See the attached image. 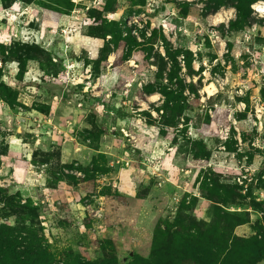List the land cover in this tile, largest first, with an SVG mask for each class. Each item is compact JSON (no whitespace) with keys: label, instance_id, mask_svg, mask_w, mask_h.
I'll return each instance as SVG.
<instances>
[{"label":"rangeland","instance_id":"1","mask_svg":"<svg viewBox=\"0 0 264 264\" xmlns=\"http://www.w3.org/2000/svg\"><path fill=\"white\" fill-rule=\"evenodd\" d=\"M218 1L0 0V188L38 209L59 264H250L244 240L264 236V16L244 0L233 30L238 11ZM165 40L193 56L192 76L179 58L185 113L142 90Z\"/></svg>","mask_w":264,"mask_h":264},{"label":"trees","instance_id":"2","mask_svg":"<svg viewBox=\"0 0 264 264\" xmlns=\"http://www.w3.org/2000/svg\"><path fill=\"white\" fill-rule=\"evenodd\" d=\"M261 0H246V5L249 8L250 5ZM244 0H232V4H228L226 0H219L214 12H218L222 7L232 6L238 11L239 19L235 22H230V27L236 30L240 25L242 13L244 10ZM210 3V0L209 2ZM118 8L115 6L107 5L103 12L105 14H115ZM98 37V36H95ZM136 43V41H135ZM164 49L166 57L160 58L158 64V72L155 74L154 80L144 84L143 92L146 95H153L161 91L166 95L167 102L165 105L166 110L170 109V104L177 102L182 113L187 110L186 100L183 102V94L187 90L188 85L185 79H183L182 62L179 58L184 57L183 62L189 76H192L193 71V56L188 50L181 48H174V46L165 40ZM167 81V82H166ZM191 91L195 93L196 89L194 85H189ZM5 88V87H4ZM6 90H9L5 88ZM67 94V93H66ZM198 144V143H196ZM200 146L195 150V158L204 159L207 155V147L203 142H199ZM7 150L0 155L6 156ZM85 171V170H84ZM89 171V170H88ZM98 171V170H95ZM87 172V171H85ZM88 173V172H87ZM215 193L219 194V191L215 189ZM230 197V196H229ZM247 198L250 199V206L254 210L260 208V203L255 199L253 194V185L247 190ZM0 202L5 203V214L16 217L17 224L15 226L3 224L0 225V264H59L50 252V247L46 243V239L40 234L41 226L38 221V209L33 208L31 205H21L19 200L14 196H9L7 191L0 188ZM224 203H233L230 200H226ZM246 243L253 244L254 251L250 258V264H259L264 260V236L261 240L256 238L253 241L244 240ZM172 247L170 241L165 245V250H169ZM170 251V250H169ZM223 252L216 254V261H219V255ZM231 253L226 255L225 261H230ZM72 264H119L117 257L112 256L109 259L86 261L78 260ZM130 264H134L133 262ZM137 264V263H136Z\"/></svg>","mask_w":264,"mask_h":264},{"label":"built area","instance_id":"3","mask_svg":"<svg viewBox=\"0 0 264 264\" xmlns=\"http://www.w3.org/2000/svg\"><path fill=\"white\" fill-rule=\"evenodd\" d=\"M262 3H264V2H259V3H255V4H253V9L255 10V8H254V6L256 5V4H262ZM255 12L257 13V11L255 10ZM259 14V13H258ZM260 15H262V14H260ZM263 16V15H262ZM91 214H92V216L94 217V218H96V219H100V218H102L103 217V214H102V208H95V209H93L92 210V212H91Z\"/></svg>","mask_w":264,"mask_h":264},{"label":"bare ground","instance_id":"4","mask_svg":"<svg viewBox=\"0 0 264 264\" xmlns=\"http://www.w3.org/2000/svg\"><path fill=\"white\" fill-rule=\"evenodd\" d=\"M254 8H255V10L257 11V13L262 14V15L264 16V3H262V4H256V5L254 6ZM220 18H222V17L220 16ZM223 18H224V17H223ZM218 21H219V22H222L221 19H219ZM211 88H212V87L208 88L209 92H212V91H211ZM151 98H155V96H152Z\"/></svg>","mask_w":264,"mask_h":264}]
</instances>
